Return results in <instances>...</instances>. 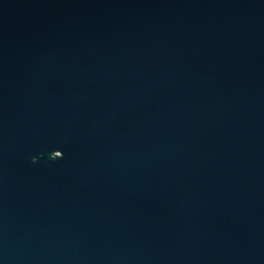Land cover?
<instances>
[{
    "label": "water",
    "instance_id": "water-1",
    "mask_svg": "<svg viewBox=\"0 0 264 264\" xmlns=\"http://www.w3.org/2000/svg\"><path fill=\"white\" fill-rule=\"evenodd\" d=\"M0 264H264V0H0Z\"/></svg>",
    "mask_w": 264,
    "mask_h": 264
}]
</instances>
